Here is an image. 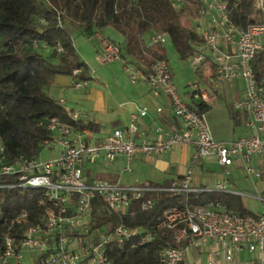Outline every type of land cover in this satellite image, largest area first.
Segmentation results:
<instances>
[{"label":"built area","instance_id":"obj_1","mask_svg":"<svg viewBox=\"0 0 264 264\" xmlns=\"http://www.w3.org/2000/svg\"><path fill=\"white\" fill-rule=\"evenodd\" d=\"M192 1L198 2L199 8L191 18L190 27L200 37V42L191 44L190 64L213 88L235 79L243 82V94L233 106L247 115L249 133L226 142L215 140L204 113L196 106V102L207 100L205 90L196 84L191 103L182 100L174 89L167 60L156 59L146 73L129 62H123V70L131 83L143 80L154 96L168 99L177 120L176 127L169 131L158 125L155 140L137 141L134 137L138 130L137 121L148 112L146 107H140L129 114L125 129H114L104 137L93 139L89 131H79L57 117H49L44 123L40 122L51 136L41 141L40 152L52 141H57L61 150L55 159L46 162L38 159L40 152L31 157L19 155L7 159L0 138V188L13 186L2 182V176L14 175L20 186L40 189V203H48L33 224H29L25 209L19 211L15 222L23 227L21 237L18 243L12 237H5L0 248V264L19 261L23 252L34 254L35 264H117L110 257L112 244L121 247L129 239L131 246L147 243L160 229L177 226H180V232L175 236L176 241L190 238L189 244L198 247L210 241L217 246L213 255L221 253L229 261L242 250H248L258 255V264H264V210L240 214L216 200L193 209L167 208L155 224L147 227L119 224L114 228L108 225L93 228L91 225L92 202L96 198L112 211L124 214L134 201L141 209L151 207L155 202L154 194L161 191L182 195L216 190L247 195L230 189L223 181L217 182L213 188L195 185L190 164L179 178L168 184L155 185L148 181L123 184L92 177L87 174L85 166L95 162L100 155L108 162L123 155L130 162L137 157L164 153L177 144H191L194 148L191 162L213 157L219 165L229 166L234 160L241 159L246 174L264 177V77H256L252 64L255 56L264 50V0H249L250 10L244 26L234 22L229 8L230 2L237 6L240 0ZM172 2L178 9L184 0ZM167 37L166 33L154 31L148 44L164 45ZM101 46V63L120 59L118 45L104 41ZM79 71L74 69L73 74ZM84 85L86 81L80 79L73 83L74 88ZM161 111V107L156 108V112ZM68 115L79 119L81 113L68 111ZM55 132L57 136H54ZM252 157L260 160V167L247 164ZM124 170H129V165ZM145 194L148 195L143 198ZM252 197L264 206V195L256 193ZM185 248L178 245L164 248L160 261L180 264Z\"/></svg>","mask_w":264,"mask_h":264},{"label":"trees","instance_id":"obj_2","mask_svg":"<svg viewBox=\"0 0 264 264\" xmlns=\"http://www.w3.org/2000/svg\"><path fill=\"white\" fill-rule=\"evenodd\" d=\"M198 8L199 3L192 0H184L178 9L172 0H0V138L5 157L11 160L19 155H37L41 141L51 138L48 129L40 124L49 117H57L79 131L93 130L92 124L72 119L59 100L43 91L57 75L86 78L73 74L74 69L82 72L88 69L73 45L70 33L73 25L80 26L88 36L94 31L113 29L122 38L125 53L146 73L156 59L167 60L163 45L146 42L145 36L154 31L167 34L180 58L186 59L193 53L191 44H198L200 37L192 31L190 23ZM229 8L234 22L244 26L249 0H240L237 6L230 2ZM107 38L120 48L110 36ZM42 48L49 51L45 54ZM252 64L256 77H264V50ZM195 71L203 78L199 70ZM196 106L200 112L208 108L204 102H196ZM228 112L236 119L237 111L231 106ZM1 181L13 186L0 188V248L7 236L18 243L23 227L15 222V217L20 210L27 211L29 224H33L48 207V203H40V189L20 186L14 175H4ZM154 196L151 207L141 209L134 201L124 214L112 211L96 198L92 202L91 225L147 227L155 224L167 208L193 209L216 200L240 214L252 213L241 196L216 190L182 195L161 191ZM179 232L180 226L162 228L147 243L131 246L129 239L121 247L112 244L110 257L117 264H163L160 254L164 248L186 247L190 243V238L176 241Z\"/></svg>","mask_w":264,"mask_h":264},{"label":"crops","instance_id":"obj_3","mask_svg":"<svg viewBox=\"0 0 264 264\" xmlns=\"http://www.w3.org/2000/svg\"><path fill=\"white\" fill-rule=\"evenodd\" d=\"M110 30V37L112 40L119 43L121 53H125L123 42L122 44L118 42L122 41V38L113 29ZM149 37L150 35H148V39ZM89 38L97 40L100 45L104 41H109V39L103 34V31H94L92 35L89 36ZM78 56L81 61L86 63L87 67H89V65L92 66V64L89 62V59H87L85 55L81 54L80 56L78 54ZM97 62L93 64L96 66V68L91 72V76H89L88 70L85 72H82V70L79 71V74L86 77L84 79L86 81V85L78 87L77 89H70V87H73V83L79 80V78L74 77V75H57L50 86H48V94H46L54 99L59 101L61 100V103L69 112H80L81 115L79 119H81L84 123L92 124L93 130L85 131H89L93 139L104 137L111 133L114 129H125L129 122V114L140 107H146L148 112L144 117H140L137 121L138 130L134 136L137 141L143 139L147 141L155 140L157 138L155 128L158 125L169 131L176 127L177 120L172 113L168 99H166L164 96H154L149 91L147 83L143 80H138L135 83H131L129 80H124L123 82L122 80H118L113 72L103 71L102 67H99L100 65H103V63L100 61L98 63ZM202 80L208 85L205 77H203ZM237 82L240 83L239 88L236 87ZM221 86L222 90H228V92L232 94L233 105L243 94V82L240 79H235L232 82L220 83L215 88L208 85V87L214 92V95L219 94ZM79 88H81L83 91H79L81 90ZM65 91L66 94L64 95ZM206 94L208 98L204 103L208 105V108L205 112H203L204 116L205 113L210 109L208 101L210 98H212V96H214L208 94L207 92ZM157 107H161L162 111L159 113L156 112ZM230 118L233 124L240 125L241 119L239 112H237L236 119H233L231 115ZM243 121L244 128L242 132L238 134V136H234L229 139L222 138V136H220L219 139H216L213 136L212 137L217 141L226 142L248 134L249 129L246 125L247 115L244 112ZM232 126L234 127V125ZM183 152H186V155L183 158L184 165L181 166L180 164L176 163V157H179L180 153ZM193 152L194 148L192 145L177 144L170 150L158 155L141 156L132 159L130 162H128L126 157L122 155L118 156L110 163H112L114 168H116L120 173L126 171L124 168L127 165L130 167L131 164H134L133 166H139L140 168H142L144 165L146 166V170H148L149 174H139L140 178H136L134 182L129 184H137L145 181L155 184H164L179 178L184 173L186 167L189 164L192 166L194 163L191 162ZM204 161L217 163L213 157L204 160H198L196 162L202 164ZM247 164L253 168L261 166L260 160L257 157H252L247 162ZM96 165H98L97 161L89 163L85 166V170L88 175L119 182L120 175L116 176L115 174L111 175L110 173L93 175L94 166ZM229 166L243 168L244 162L241 159H236ZM152 173H154L153 177L151 176ZM256 180L257 183L252 186V192L238 189L234 179L232 178H227L223 182H225L232 190L246 193V196H241L243 200V197L254 198L252 195H255L256 193L264 195V177H256ZM194 184L198 186H206V184L200 182L196 183L195 180ZM216 248L217 246L210 241H208L206 245L199 247L194 244H189L185 248L181 264H258L259 257L256 253L250 252L248 250H242L232 260L229 261L224 259L221 253L218 255H213V251Z\"/></svg>","mask_w":264,"mask_h":264},{"label":"rangeland","instance_id":"obj_4","mask_svg":"<svg viewBox=\"0 0 264 264\" xmlns=\"http://www.w3.org/2000/svg\"><path fill=\"white\" fill-rule=\"evenodd\" d=\"M110 32L111 30L110 28H108L103 31V34L108 37L110 36ZM70 33L77 53L80 56L81 54L85 55V57L89 59V62L92 64V66L89 65L87 69L89 71V76H91V72L96 68V66L93 64L97 61H100V54L103 53V48L100 43L97 42V40L89 38L88 35H85L83 33V29L77 24L73 25L70 28ZM145 39L148 43V34L145 36ZM118 42L122 44V41ZM164 46L166 47V58L172 72L173 86L177 95L182 100H184L186 103H191V93L194 91L196 84H198L201 90H205L208 94L214 95V92L208 87V85L202 80L200 75L190 64V56L186 59L180 58L178 52L175 50L172 42L168 37ZM41 50L45 54L49 51L48 48H42ZM123 62H129L135 65L134 61L126 53L123 52L120 53V59L114 60V62L111 61L103 63V65L99 64V67H102L103 71L113 72L116 75L117 79L120 81L122 80V82L124 80L130 81L128 74L124 72L122 68ZM236 87H240L239 82H237ZM70 89H74V87H70ZM43 91L45 92V94H48V86L43 87ZM79 91L83 90L81 89ZM65 94L66 91L64 92V95ZM208 102L210 105V109L205 113V119L211 135L216 139H219L220 136L225 139L238 136V134H240V132H242L244 128L243 112L234 108L232 94H230L228 90H222L221 86L219 94H215L214 96H212V98H210ZM227 106H231L233 107L234 111L239 112L241 119L240 125L233 124ZM232 125H234V127ZM57 135L58 134L55 132L54 136ZM60 150L61 147L57 143V141H52L49 145L43 147L38 159L42 162L53 160L58 156ZM185 155L186 152L180 153V156L176 157V163L183 166V158L185 157ZM96 161L98 162V165L94 166L93 175H102L105 173H110L111 175L115 174L116 176L120 175L119 182L124 184L134 182L136 178H140L139 174H149L148 170H146L145 165L143 167L141 166L142 168H140L139 166L135 167L133 166L134 164H131L129 170L120 173L116 168H114V165L112 163L106 161L101 155L96 159ZM191 168L193 171L195 182L206 184V187L210 188H213L217 182H222L227 178H232L234 179V182L238 189L252 192V186L257 183L256 177L254 175L246 174L243 168H235L234 166H221L216 162L207 161L202 162V164L194 162ZM151 176L153 177L154 173H152ZM243 202L251 212L261 213L264 210L263 204L257 198L243 197ZM34 259V254L23 252L19 259V262L21 264H33Z\"/></svg>","mask_w":264,"mask_h":264}]
</instances>
